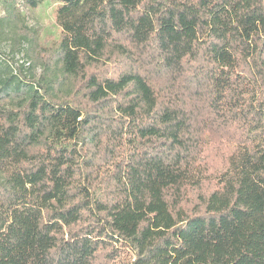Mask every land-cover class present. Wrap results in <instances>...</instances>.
<instances>
[{"label": "trees", "instance_id": "1", "mask_svg": "<svg viewBox=\"0 0 264 264\" xmlns=\"http://www.w3.org/2000/svg\"><path fill=\"white\" fill-rule=\"evenodd\" d=\"M58 1L0 62V264H264V0Z\"/></svg>", "mask_w": 264, "mask_h": 264}, {"label": "rangeland", "instance_id": "2", "mask_svg": "<svg viewBox=\"0 0 264 264\" xmlns=\"http://www.w3.org/2000/svg\"><path fill=\"white\" fill-rule=\"evenodd\" d=\"M60 2L58 0H44L37 7L31 8L20 4V15L15 22H9L3 24L8 37L11 35L16 40L21 41L23 36L36 35L39 45L41 46V53L30 49L31 45L28 41H22L21 49L13 50V43L11 39L4 41L0 46V62L3 67H6V63H13L14 68L17 65L32 66L33 61H38L41 58L51 61L49 52L57 46L60 38L61 29L56 20V11ZM5 12L0 9V19L5 18ZM46 49H49L48 52ZM46 50V54H45ZM42 55V56H41ZM12 59V60H11ZM110 66L113 64L108 62ZM38 73L42 72V67L37 69ZM127 255H124L117 264H127Z\"/></svg>", "mask_w": 264, "mask_h": 264}]
</instances>
